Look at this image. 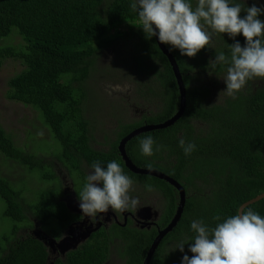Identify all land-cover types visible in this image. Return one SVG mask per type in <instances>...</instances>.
<instances>
[{"label":"trees","instance_id":"trees-1","mask_svg":"<svg viewBox=\"0 0 264 264\" xmlns=\"http://www.w3.org/2000/svg\"><path fill=\"white\" fill-rule=\"evenodd\" d=\"M197 2L192 0L193 8ZM255 2L251 0L247 5ZM130 5L131 0H0V40L11 37L14 31L23 39V44L0 47V63L11 57L23 64L8 80L7 98L37 110L36 126L45 128L61 144L60 149L46 146V155L30 153L26 151L29 144L33 146L39 137L17 141L0 122V153L15 166L21 164L41 179L60 180L65 186L63 189L61 185L59 192L44 188L35 193L34 199H26L24 188H16L0 171V197L6 203L3 214L14 221L12 233L5 234L0 242V264H106L113 256L115 238L125 241V247L116 246L121 264L144 263L156 231L115 225L111 235V231L101 228L63 257L49 256L43 235H25L24 229L31 227L42 230L46 238L58 240L63 227L75 223L70 222L75 218L63 202L66 178L78 193L94 161L104 166L111 160L118 161L125 173L141 178L144 188L153 179L165 198L158 221L161 229L174 217L179 205L177 191L165 180L130 171L118 150L120 139L138 122L117 116V131L102 130L107 149L92 145L100 117L94 116L99 112V97L95 90L89 92L87 84L97 72L98 54L110 45L120 44L131 53L134 64L127 66L130 76H134V94L142 93L153 107L152 115L145 116L149 123L173 116L180 107L172 65L156 38L140 28L138 15ZM235 39L242 45L245 40L242 35ZM232 43L228 34L215 33L195 57L173 51L187 88L186 111L173 126L139 134L127 143L128 156L142 163L138 162V167L166 173L182 183L188 194L179 222L162 239L150 264H180L183 254L175 248L195 235L190 230L192 220L202 218L214 227L219 222L216 217L223 220L238 214L244 202L264 192V78H253L232 97L221 92L226 88L223 79L227 65L216 69L208 65L215 53L228 54V44ZM212 83L220 89L221 97L210 102ZM148 135L153 136L156 145L165 146L155 151L154 145L152 156L142 155L139 147V141ZM181 136L196 143L197 149L191 155L186 156L180 148ZM248 207L264 216V198L244 209ZM53 222L59 226L52 227ZM3 242L7 244L5 249Z\"/></svg>","mask_w":264,"mask_h":264},{"label":"clouds","instance_id":"clouds-1","mask_svg":"<svg viewBox=\"0 0 264 264\" xmlns=\"http://www.w3.org/2000/svg\"><path fill=\"white\" fill-rule=\"evenodd\" d=\"M130 6L137 13L140 28L147 36L156 37L160 44L170 46L169 52L179 50L181 56L195 57L215 33L228 34L234 40L228 44L229 53H215L214 59L208 63L212 69L227 65L223 79L226 88L221 92L235 97L248 81L264 78V19L260 18L264 15V3L261 0L251 6L247 5V0H198L195 8L192 0H131ZM242 12L245 15L242 16ZM238 35L245 38L243 45L235 39ZM178 144L186 156L197 149L194 141L183 136ZM154 145L153 136L143 137L139 141L141 154L152 156ZM164 147L156 145L155 151ZM67 180L70 179L66 178L63 200L66 205L69 201L79 207L81 214L77 222L81 218L94 223L103 222L109 210L123 213L140 207L139 198L132 195L135 183L143 190L141 178L125 173L116 160L107 162L106 166L101 161H94L78 193L71 180L70 183ZM145 188L153 190L151 185H145ZM216 220L219 222L214 227L202 218L191 221L190 230L195 235L189 242H181L175 248L183 254L180 264H264V216L251 207H242L238 214L223 220L216 217ZM185 244L188 245L187 251ZM51 254L55 257L61 252L52 249Z\"/></svg>","mask_w":264,"mask_h":264},{"label":"rangeland","instance_id":"rangeland-1","mask_svg":"<svg viewBox=\"0 0 264 264\" xmlns=\"http://www.w3.org/2000/svg\"><path fill=\"white\" fill-rule=\"evenodd\" d=\"M250 2L251 0H247V4H250ZM123 29H125V27H123ZM9 44H23V39L16 31H14L11 37L0 40V47ZM127 64H134L132 61V55L129 51H125L120 44L110 45L98 54L97 72L93 75L89 84H87L89 92L91 93L95 90V93H97L99 97V112L94 114V116L100 115V117L99 119L97 118V127L95 131H93L94 139L92 141V145L96 148L107 149L106 145L108 143L105 144V139L103 138V135L106 133L102 130L104 129L110 133L117 131L119 124H117L115 117L119 116L126 121H135L134 119L139 116L141 108L145 107L148 111H152L151 107L146 102L135 98V82L133 81L134 76H130L129 72L131 69L127 66ZM22 68V62L16 58L9 57L0 63V122L17 141L24 142L32 138L34 135L39 137L33 146L29 144L28 150L26 151L37 155H46V146L50 144L53 149H60V142L51 138L45 128H38L36 126V123H38L37 120L39 119V113L37 110L30 105L7 98V90L9 89L8 80ZM120 68L123 69L120 73V77L117 78L116 75L120 72ZM204 76L205 75H203V77ZM144 79H147V77H144ZM210 91L212 95L210 97V102L215 100L218 101L221 95L220 89L215 85V83L210 84ZM157 100L158 99L154 97V101ZM136 108H138V110ZM134 115L138 116L133 117ZM15 165V162L13 163L8 159L5 160L4 155L0 153L1 173L4 176L9 177L14 182L13 184L16 188H20L21 186L24 188V197L26 199H34L35 193L44 188H49L54 192H59L61 191L62 185L63 189H65V186H63L64 183L60 180L46 181L43 178L41 179L36 172L33 173L26 170L25 166L21 164L18 166ZM19 177L21 178L18 179ZM67 181L70 183V180ZM23 183L24 185H21ZM134 189L135 191H139L140 185L136 184ZM147 194H149L148 191L143 194L142 198ZM57 196H59V194H57ZM63 202L65 203V201ZM5 204V201L0 197V242L5 234L10 235L12 233V226L14 225V221L3 214ZM163 207L164 205L160 204V211ZM72 215L75 218L72 222H77L76 218H78V215ZM69 223L70 222L67 224ZM51 226L57 227L59 226V223L53 222ZM101 227L106 228L104 226ZM66 228L67 226L63 227V231H65ZM100 229L101 228H99V230ZM111 230H109V232ZM31 231V227L24 229L25 235L31 233ZM38 232L41 235H44L42 230H38ZM20 233L24 234L22 232ZM111 235H114V232L111 231ZM121 239L122 238H115V242L111 245L113 256L106 264L122 263L118 249L116 248L119 244L122 246L124 245L125 247V241L124 239ZM4 243L5 242H3L2 245H4ZM6 247L7 244L5 243L4 249ZM2 253L3 250L0 249V255H2ZM59 256L63 257L62 254H57L55 257ZM52 263L53 261L50 264Z\"/></svg>","mask_w":264,"mask_h":264},{"label":"water","instance_id":"water-1","mask_svg":"<svg viewBox=\"0 0 264 264\" xmlns=\"http://www.w3.org/2000/svg\"><path fill=\"white\" fill-rule=\"evenodd\" d=\"M156 40H157L161 50L163 51V53L168 57L171 65H172L173 71L177 77L179 89H180L181 102H180V107H179L178 111L168 120L161 122V123L151 124V125H147L144 127L136 128L121 139L118 148H119L120 154L122 155V158L126 161L127 168H129L131 171H133L135 173H142V174L149 173V171L136 166L134 164V162L129 158V156L127 154V150H126V144L128 143V141H130L135 136H138L142 132L150 131V130H154V129L166 128V127L173 125L184 115L186 107H187V89H186V86L184 84L183 76H182V73L180 71V67L178 65V62H177L175 56L173 55V53L168 51V48L166 47V45L160 44V42L158 41L157 38H156ZM154 173H155V175L168 180L170 183H172L173 185H175L177 187V189L179 190L180 201H179L178 209H177L174 217L171 219V221L168 223V225L165 228H163L159 231V233L157 234V236L153 240L151 247L149 248V251L147 253V256H146L143 264H150L151 263V259L154 255L157 247L159 246L160 242L162 241V239L166 236L167 233L172 231V229L177 225V223L179 222V220L182 216V212H183V209L185 207L186 199H187L186 190L178 181H176L175 179H173L167 175H164L163 173H160L157 171H154ZM262 198H264V192L258 194L257 196L253 197L252 199H249L248 201L244 202L240 206L239 211L241 210L242 207L246 208L250 204H252V203H254V202H256ZM67 206L70 210L80 211L79 207L76 204H74L73 202L68 201ZM97 228H98V226H96L95 228H90V227L86 226L84 222H75L74 224L69 226L68 230L66 231V235L63 238H61L59 241H57L53 238H50V237L46 238V237H44V235L42 236V239L45 240L44 242L47 245V247L48 248L50 247V249L48 250L49 256L51 255L52 249L55 252L57 250H59L62 255H65V253L67 251L76 248L80 243H82L88 237H90L92 232L94 230H97ZM31 233L35 237H39L41 235L38 232V230H32Z\"/></svg>","mask_w":264,"mask_h":264},{"label":"flooded vegetation","instance_id":"flooded-vegetation-1","mask_svg":"<svg viewBox=\"0 0 264 264\" xmlns=\"http://www.w3.org/2000/svg\"><path fill=\"white\" fill-rule=\"evenodd\" d=\"M220 95H221V93H220ZM135 98L138 99V100L144 101V102H146L148 104V101L144 98L142 93H139ZM148 105L151 107V109L153 111V107L150 104H148ZM136 109L138 110V108H136ZM152 111H148V109L145 108V107L141 108L139 116L138 115H134L133 116V117H137L138 116L136 119H134L135 120L134 122H138L139 125L136 126L135 128H133L132 130H134L136 128L144 127V126H147V125H151V124L161 123V122H164V121H166V120H168L169 118L172 117L171 116V117H169V118H167V119H165V120H163L161 122L149 123L147 121V119H145V116H151L152 115ZM173 125H171V126H173ZM166 128H168V127H166ZM161 129H165V128H161ZM145 132H148V131H145ZM145 132H142V133H145ZM132 160H133V162H134V164L136 166H138V162L140 164H142L139 160H136V159H132ZM140 168L148 170L149 173H146L147 175H150L152 177L165 180L167 183H169L177 191V194H178V197H179V201H180L179 190L177 189V187L175 185H173L172 183H170L168 180L155 175L154 171L163 173L164 175H167L166 173H164V172H162L160 170H157V169H150V168H146V167H143V166H141ZM167 176H169V175H167ZM169 177H171V176H169ZM149 183H150V185L153 188L152 191H148L146 188H144V185H143V190H139V191H142L141 193H138L134 189V193H133L132 196L133 197H138L140 199V207H139L138 210H132V211H127V212H123V213H121V212H113V211L109 210V212L107 214H105V221H103V222H97V223L90 222L88 218H85V219L81 218L80 222H84L85 225L90 227V228H95L96 226H98L97 230H99V228H102V229L108 230V232H109V230L112 229L113 226L117 225V226L123 227V228L135 227V228L141 229L143 231L149 230V231H152V232L156 231L157 233H159V231L161 230V227L158 224V221H159L160 214L164 210V207H163V209L160 211L159 206H160V204H163L165 206V198H164V195L162 194V192L158 188L155 187V181L153 179H149ZM136 184H138V183H135L134 186ZM180 184L184 187V185L182 183H180ZM185 190H186V188H185ZM145 191L146 192L148 191L149 194H147L146 196H144L142 198L143 194L146 193ZM186 196L188 198L187 190H186ZM186 201H187V199H186ZM69 212L71 214L78 215V217L81 214L80 211H77V210H70L69 209ZM76 220H77V218H76ZM70 222H72V221H70ZM101 226H104L106 228H103ZM66 230L57 239H60L66 233ZM97 230H94L93 232H96Z\"/></svg>","mask_w":264,"mask_h":264}]
</instances>
